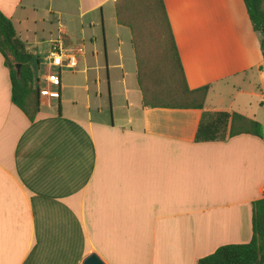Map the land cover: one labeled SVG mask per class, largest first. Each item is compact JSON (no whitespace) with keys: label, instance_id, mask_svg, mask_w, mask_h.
Masks as SVG:
<instances>
[{"label":"crops","instance_id":"crops-1","mask_svg":"<svg viewBox=\"0 0 264 264\" xmlns=\"http://www.w3.org/2000/svg\"><path fill=\"white\" fill-rule=\"evenodd\" d=\"M162 1L188 89L208 87L202 110L143 106L139 35L117 24L115 0H0L39 92L52 86V48L98 57L101 21L106 76V58L121 74L108 71L110 117L98 81L62 85L59 73L57 105L40 96L30 122L0 55V264H81L91 253L105 264H196L250 241L252 203L264 197L260 35L242 0ZM204 112L253 120L262 138L196 143Z\"/></svg>","mask_w":264,"mask_h":264},{"label":"trees","instance_id":"trees-1","mask_svg":"<svg viewBox=\"0 0 264 264\" xmlns=\"http://www.w3.org/2000/svg\"><path fill=\"white\" fill-rule=\"evenodd\" d=\"M118 25L130 29L136 37V16L149 14L156 23L161 53L147 62L137 55V83L142 104L149 108L202 110L208 87L189 90L175 47L162 0H115ZM252 29L260 35L264 58V0H242ZM138 6V7H137ZM137 7V8H136ZM0 55L9 71L11 101L32 122L39 113V90L34 87L30 67L31 54L17 37L13 25L0 12ZM19 65L16 76L15 66ZM59 96V94H58ZM239 135L262 138V126L238 114L202 113L194 142H220ZM196 264H264V197L252 203V236L243 244L219 246L213 253L198 259Z\"/></svg>","mask_w":264,"mask_h":264},{"label":"rangeland","instance_id":"rangeland-1","mask_svg":"<svg viewBox=\"0 0 264 264\" xmlns=\"http://www.w3.org/2000/svg\"><path fill=\"white\" fill-rule=\"evenodd\" d=\"M138 7V6H137ZM136 7V8H137ZM136 35H139V38L137 39L139 41V58L143 61L147 60V62L154 60L156 57L158 58V55L161 53L160 45L157 42V38H159L158 29L156 27L155 21H153L152 17L149 14H144L141 12L139 16H136ZM106 30L108 36H110L108 39L111 41L109 42V45L111 47H115L116 40L115 36L112 33V29L110 28V25L108 24V21L106 22ZM96 33H100L101 40L99 42L98 48L100 49V53L98 57H91L90 55L86 56H76L78 62L77 67L74 70H61L60 77L62 85L72 83L73 81H78V84H83L82 79L84 78V74H87L90 77V80L92 82H99V93L103 94L102 97V103L103 107L106 109V115L111 116V99H110V82H109V75H108V64H107V58H106V68H107V76L105 72V62L104 57L102 55L103 53V46L106 56V48L104 44V33H105V25L101 21L100 27L95 28ZM45 46V45H44ZM102 52V53H101ZM111 78L112 80H119L121 77L120 71L118 69L110 68ZM51 74H57V69L53 68L50 69ZM74 74V77L72 76ZM130 76L127 74L126 81L129 83ZM107 83H108V95L107 96ZM41 89L45 88V83L41 82ZM50 92H57V88L55 86H50V89H48ZM73 97V91L72 90H63L62 89V100H70ZM44 100L49 99L51 105H57V99L56 98H48L43 97ZM66 104V103H65Z\"/></svg>","mask_w":264,"mask_h":264},{"label":"built area","instance_id":"built-area-1","mask_svg":"<svg viewBox=\"0 0 264 264\" xmlns=\"http://www.w3.org/2000/svg\"><path fill=\"white\" fill-rule=\"evenodd\" d=\"M48 58L50 59L51 65L57 68L59 71L57 74H50L47 76V82L52 86H57L59 83V73L61 69L74 70L77 65V58L73 54H64L60 48H52L48 52ZM40 96H48L49 98H58V92H39Z\"/></svg>","mask_w":264,"mask_h":264},{"label":"water","instance_id":"water-1","mask_svg":"<svg viewBox=\"0 0 264 264\" xmlns=\"http://www.w3.org/2000/svg\"><path fill=\"white\" fill-rule=\"evenodd\" d=\"M19 65L15 66L16 76L19 75ZM81 264H105V262L95 253L87 255L81 262Z\"/></svg>","mask_w":264,"mask_h":264}]
</instances>
